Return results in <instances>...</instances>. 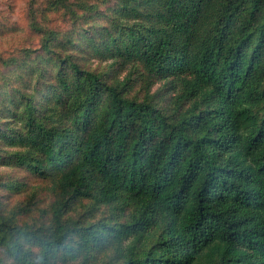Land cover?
<instances>
[{
	"label": "trees",
	"instance_id": "obj_1",
	"mask_svg": "<svg viewBox=\"0 0 264 264\" xmlns=\"http://www.w3.org/2000/svg\"><path fill=\"white\" fill-rule=\"evenodd\" d=\"M23 17L0 49V166L39 182L0 176V264H264V0Z\"/></svg>",
	"mask_w": 264,
	"mask_h": 264
},
{
	"label": "rangeland",
	"instance_id": "obj_2",
	"mask_svg": "<svg viewBox=\"0 0 264 264\" xmlns=\"http://www.w3.org/2000/svg\"><path fill=\"white\" fill-rule=\"evenodd\" d=\"M25 1L26 0H0V23H6L8 27L6 28V32H4L3 35H0V49H6L5 47H9L13 44H16L17 40L23 39L24 36L27 34L26 23L23 17ZM14 30L15 32H13ZM99 66L104 67L105 64H100ZM157 87L158 86H155L152 91H155ZM0 176L7 179L11 178L24 182H29L30 186H34L36 185V182H39L38 179L31 177L24 170L13 167L0 166ZM31 190L32 189L28 190L29 193L23 194L21 196L11 197V203L26 201L25 199L29 198V194L33 193ZM3 194L4 192H2V195ZM48 196L49 195L44 193L43 191H36V202L42 201L43 206L49 200ZM81 210V208H77V212Z\"/></svg>",
	"mask_w": 264,
	"mask_h": 264
}]
</instances>
